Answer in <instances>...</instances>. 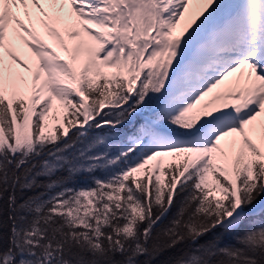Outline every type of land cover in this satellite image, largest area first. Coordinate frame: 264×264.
Masks as SVG:
<instances>
[{"label": "snow or ice", "instance_id": "6c2138e0", "mask_svg": "<svg viewBox=\"0 0 264 264\" xmlns=\"http://www.w3.org/2000/svg\"><path fill=\"white\" fill-rule=\"evenodd\" d=\"M0 264H264V0H0Z\"/></svg>", "mask_w": 264, "mask_h": 264}]
</instances>
